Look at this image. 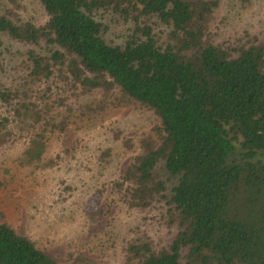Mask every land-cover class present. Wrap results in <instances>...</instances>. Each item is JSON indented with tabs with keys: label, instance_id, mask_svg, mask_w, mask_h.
I'll use <instances>...</instances> for the list:
<instances>
[{
	"label": "trees",
	"instance_id": "16d2710c",
	"mask_svg": "<svg viewBox=\"0 0 264 264\" xmlns=\"http://www.w3.org/2000/svg\"><path fill=\"white\" fill-rule=\"evenodd\" d=\"M37 1L47 14L43 25L0 14V33L32 46L19 63L18 86L0 87V100L17 105L13 122L18 117L21 129H30L21 163L39 167L48 133L66 127L48 108L35 109L37 91L23 83L46 85L39 97L48 98L74 93L77 85L117 86L161 121L159 146L128 171L135 184L130 203L148 206L160 193L154 175L160 161L178 178L166 197L173 230L167 246L131 243L132 264H264V47L231 51L205 39L212 0ZM99 9L136 14L122 44L103 38L105 27L94 17ZM140 16L168 26L165 46L151 25L137 22ZM46 47L52 48L40 51ZM8 122L0 121V139ZM0 264L58 262L0 222Z\"/></svg>",
	"mask_w": 264,
	"mask_h": 264
},
{
	"label": "rangeland",
	"instance_id": "374dc122",
	"mask_svg": "<svg viewBox=\"0 0 264 264\" xmlns=\"http://www.w3.org/2000/svg\"><path fill=\"white\" fill-rule=\"evenodd\" d=\"M212 1L205 39L231 51L251 44L264 47V0ZM0 14L38 26L47 20L37 0H0ZM135 16L124 18L104 9L94 12L111 45L126 40ZM137 22L152 26L159 45L168 42V26L155 17L140 16ZM31 47L0 33V87L18 86V66ZM48 48L52 47L40 51L46 53ZM28 86L37 91L31 99L35 109L44 113L48 108L49 115L66 127L48 133L39 167L22 164L30 129H21L18 117L13 122L15 103L8 106L0 100V121L4 116L10 119L0 139V222L28 237L58 264H132L131 243L148 242L154 250L167 246L173 230L166 197L178 178L168 174L160 161L154 175L163 188L148 206L137 207L130 203L134 180L127 177L138 156L159 146V116L117 86L77 85L74 93L61 91L50 98L39 97L46 85L20 87ZM60 96L63 102L57 100Z\"/></svg>",
	"mask_w": 264,
	"mask_h": 264
}]
</instances>
